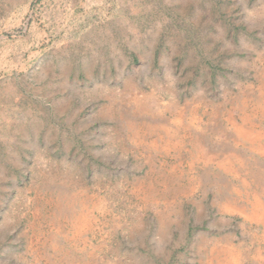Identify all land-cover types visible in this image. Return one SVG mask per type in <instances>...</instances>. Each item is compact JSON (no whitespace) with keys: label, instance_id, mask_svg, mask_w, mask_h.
Returning a JSON list of instances; mask_svg holds the SVG:
<instances>
[{"label":"rangeland","instance_id":"obj_1","mask_svg":"<svg viewBox=\"0 0 264 264\" xmlns=\"http://www.w3.org/2000/svg\"><path fill=\"white\" fill-rule=\"evenodd\" d=\"M0 264H264V0H0Z\"/></svg>","mask_w":264,"mask_h":264}]
</instances>
